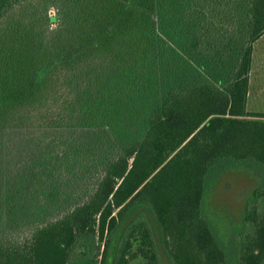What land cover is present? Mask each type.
<instances>
[{"label":"trees","instance_id":"trees-1","mask_svg":"<svg viewBox=\"0 0 264 264\" xmlns=\"http://www.w3.org/2000/svg\"><path fill=\"white\" fill-rule=\"evenodd\" d=\"M113 2L91 32L136 34L132 15L153 45L83 96L57 82L77 53L0 22V264H128L135 239L149 264H264V112L245 106L264 0ZM229 170L260 178L226 243L205 204Z\"/></svg>","mask_w":264,"mask_h":264},{"label":"rangeland","instance_id":"rangeland-1","mask_svg":"<svg viewBox=\"0 0 264 264\" xmlns=\"http://www.w3.org/2000/svg\"><path fill=\"white\" fill-rule=\"evenodd\" d=\"M117 8L118 4L113 0H23L1 21L4 20L2 28L11 29L12 35L36 34L39 40V35L45 37L41 48L48 55L56 57L60 52L66 56L72 52L77 53L76 61L70 68L63 66L70 71L74 82L70 84L69 79H59L57 82L62 90L72 88V93L65 96L72 97L78 93L83 96V89L93 78L90 88L96 91L98 78H103L107 70L116 68L125 61H141L153 45L151 34H142L144 30L140 29V24L132 15L129 25L131 29H139L136 34H133L134 31L127 34L126 27L122 33L98 34V30L91 32V27L97 20L117 13ZM119 12L121 13L120 9ZM33 64H37V61ZM52 74L53 71L50 75ZM248 109L264 112V35L255 43ZM259 178L245 170H229L223 172L212 184L205 209L218 221H215L218 235L226 243L232 236V228L242 222L246 199L258 184ZM138 244L139 241L135 239L133 251L137 254L128 264H149L136 251ZM163 262L170 264L166 258Z\"/></svg>","mask_w":264,"mask_h":264},{"label":"crops","instance_id":"crops-1","mask_svg":"<svg viewBox=\"0 0 264 264\" xmlns=\"http://www.w3.org/2000/svg\"><path fill=\"white\" fill-rule=\"evenodd\" d=\"M264 34H262L256 41H259V39L263 36ZM256 41H254L253 43V49H252V57H251V64H250V70H249V74H248V88H247V95H246V102H245V106L247 110L248 109V104H249V96H250V85H251V75L253 73V63H254V57H255V43ZM254 111H258L253 109ZM252 111V110H251Z\"/></svg>","mask_w":264,"mask_h":264}]
</instances>
